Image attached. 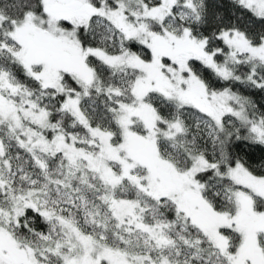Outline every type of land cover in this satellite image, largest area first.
I'll return each instance as SVG.
<instances>
[{
    "label": "snow or ice",
    "instance_id": "1",
    "mask_svg": "<svg viewBox=\"0 0 264 264\" xmlns=\"http://www.w3.org/2000/svg\"><path fill=\"white\" fill-rule=\"evenodd\" d=\"M0 264H264V0H0Z\"/></svg>",
    "mask_w": 264,
    "mask_h": 264
},
{
    "label": "trees",
    "instance_id": "2",
    "mask_svg": "<svg viewBox=\"0 0 264 264\" xmlns=\"http://www.w3.org/2000/svg\"><path fill=\"white\" fill-rule=\"evenodd\" d=\"M225 3H227V0H224ZM250 155L252 156V158L256 161H259L260 160V156H261V153L259 151H256V152H250Z\"/></svg>",
    "mask_w": 264,
    "mask_h": 264
}]
</instances>
